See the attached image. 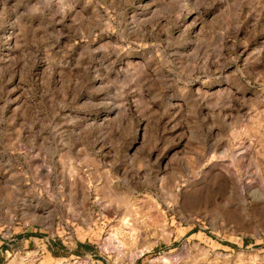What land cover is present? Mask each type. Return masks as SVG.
<instances>
[{"label":"rangeland","instance_id":"rangeland-1","mask_svg":"<svg viewBox=\"0 0 264 264\" xmlns=\"http://www.w3.org/2000/svg\"><path fill=\"white\" fill-rule=\"evenodd\" d=\"M0 264H264V0H0Z\"/></svg>","mask_w":264,"mask_h":264}]
</instances>
